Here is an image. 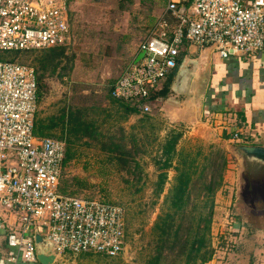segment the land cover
<instances>
[{"label": "built area", "instance_id": "2783aa9c", "mask_svg": "<svg viewBox=\"0 0 264 264\" xmlns=\"http://www.w3.org/2000/svg\"><path fill=\"white\" fill-rule=\"evenodd\" d=\"M70 4L0 0V51L70 45ZM188 45L210 48L223 60L253 57L264 50V0H170L115 81L113 96L134 103L142 114L152 112L153 96ZM38 92L33 66L0 61V220L8 225L10 249L0 264H41L36 230L53 245L56 263L81 254L118 257L127 246L126 211L59 192L66 142L35 134Z\"/></svg>", "mask_w": 264, "mask_h": 264}, {"label": "rangeland", "instance_id": "374dc122", "mask_svg": "<svg viewBox=\"0 0 264 264\" xmlns=\"http://www.w3.org/2000/svg\"><path fill=\"white\" fill-rule=\"evenodd\" d=\"M130 1L85 0L80 11L72 12L74 37L61 59L58 58L54 64L45 63V68L38 61L45 58L48 50L31 52L18 59V62L31 65L44 75L46 90L40 102V118L55 120L64 112L80 111L86 121L95 124L102 132L108 131L111 137L125 134L130 141L128 153L136 162H141L143 178L149 176L146 186L145 178L132 185L137 177L135 172H140L136 170L135 161L131 160L130 167L117 168L109 161V154L101 150L100 144L79 143L77 158L65 169L62 190L76 196L124 205L128 210L129 238L122 257L106 259L98 255H78L55 264H142L153 240L152 227L160 214L164 197L157 202L153 198L152 182L157 178L153 160L158 155L160 143L169 133V130L167 133L164 131L167 124L160 111L169 97L159 98L149 114L140 113L122 120L124 111L110 98V89L169 1ZM177 130L180 131L179 128ZM53 132L60 134L61 127ZM181 140L179 149L186 148L193 153L201 149V160L208 155L216 157L220 152L228 158L224 186L218 192L221 197L218 199L216 196L212 227L216 251L222 255L239 251L238 243L243 245L241 242L246 238L248 244L243 246L246 258L251 256L255 259L250 261L251 264H264V168L253 167L252 171L260 177L261 186L256 198L258 202L252 204L248 202L249 167L239 156L237 143H219L213 139L207 142L189 133ZM154 141L156 143H152ZM168 175L166 192L176 173L170 170ZM141 188H144L142 192H137ZM236 215L241 217L244 225V232L238 236L231 229Z\"/></svg>", "mask_w": 264, "mask_h": 264}, {"label": "trees", "instance_id": "16d2710c", "mask_svg": "<svg viewBox=\"0 0 264 264\" xmlns=\"http://www.w3.org/2000/svg\"><path fill=\"white\" fill-rule=\"evenodd\" d=\"M186 2L189 3V1ZM159 18L160 17L157 18L151 27L156 25ZM67 47L69 46H59L51 48L48 51L45 50L48 54L44 59L38 62L43 65L44 68L46 67L45 63L54 64L58 58L61 59L64 56ZM31 52L35 51H0V61L23 64L18 62V59ZM175 75L176 71L169 76L164 87L153 96V100L166 98L169 95ZM37 78L40 105L46 86L44 84V75H40L38 71ZM112 90L113 87L110 89V98L124 111L123 117L121 118L122 120L128 118L130 115L141 113L134 103L115 98L112 94ZM38 112L36 114L35 134L39 137L54 138L66 142L65 157L59 186V192L62 195L97 199L76 196L66 191L64 192V189L62 190L61 187L65 169L72 160L77 158V145L83 141L100 144L101 150L109 154V161L114 163L117 168L124 169L130 167L131 160L135 161V158L129 154L127 150L128 143L130 142L129 137L125 134L111 137L108 131L102 132L95 124L86 121V117L81 115L80 111L78 113L75 111L71 113L64 112L55 120L42 119L39 117ZM57 127H61L60 134L53 132ZM182 137L183 133L181 131L177 129L171 130L168 136L160 143L158 155L153 160L157 172V178L152 182L154 188L153 198L155 202H157L163 196L164 197L160 214L152 227L153 240L149 245V252L143 257L142 264H207L214 258L216 253V249L212 242V227L215 219L216 196L224 186L228 158L225 154L220 152L216 157L208 155L201 160L200 158L203 155L201 149L197 150L195 153L186 148L182 150L179 149ZM152 143H156V141ZM137 145L140 146L138 143ZM135 147L137 148L136 145ZM135 165L136 170L140 172H135L137 177L134 179V183L132 182V185L139 184L145 178L144 186H146L149 176L143 178L141 174L143 171L141 162L135 161ZM170 170H173L176 176L174 177L170 189L166 192V185L169 182L168 171ZM248 170V173L251 174L250 178L247 180L250 193L248 196L250 200L248 202L256 204L258 202L256 198L257 193L260 192L259 188L261 186V181L254 178L256 175L254 171H252L253 167H250ZM128 183L131 182L128 181ZM79 187H82V185ZM143 189H138L137 192L140 193ZM133 194H136V192ZM97 200L118 204L124 207L127 221V242L129 238L127 208L120 203L103 199ZM233 220L234 222L231 225V229L235 235H240L241 231L244 229L243 220L239 215H236V218ZM123 254L115 258L122 257ZM81 255H98L106 259H115L99 254Z\"/></svg>", "mask_w": 264, "mask_h": 264}, {"label": "crops", "instance_id": "0c3cea01", "mask_svg": "<svg viewBox=\"0 0 264 264\" xmlns=\"http://www.w3.org/2000/svg\"><path fill=\"white\" fill-rule=\"evenodd\" d=\"M83 3L85 0H71L69 17L73 31L72 12L80 11ZM138 50L139 45L126 66L134 60ZM194 61L199 63L196 69L202 73L196 72L199 76L190 94L179 96L170 89L169 95L173 94L167 96L169 100L160 109L167 124L164 131L179 128L183 137L189 133L207 142L213 139L219 143L264 146V50L250 58L232 56L223 60L212 49L188 45L181 53L176 73L181 67H192L190 64ZM182 126L188 130H183ZM219 197L221 194L217 195ZM4 220H0V258L10 253L9 229ZM245 240L241 242L243 245L238 243L239 251L225 255L216 251L207 264H251L255 259L246 258L243 246L248 244V239Z\"/></svg>", "mask_w": 264, "mask_h": 264}, {"label": "water", "instance_id": "95a60500", "mask_svg": "<svg viewBox=\"0 0 264 264\" xmlns=\"http://www.w3.org/2000/svg\"><path fill=\"white\" fill-rule=\"evenodd\" d=\"M143 56V53L139 54L136 58V62L139 61ZM198 64V62L194 61L192 64H190L192 67H187L184 69L181 67L174 77L170 88L171 91H174L179 95L190 94L193 84L196 78L199 76H197L196 72L202 73L196 69ZM236 150L239 153V156L243 158L246 167L264 168V146L238 145ZM247 174L250 178L251 174ZM254 178L259 179L260 177H257L256 175ZM34 240L39 262L41 264H55L56 257L51 253L53 245L48 241L47 237L42 235L39 230H36Z\"/></svg>", "mask_w": 264, "mask_h": 264}]
</instances>
